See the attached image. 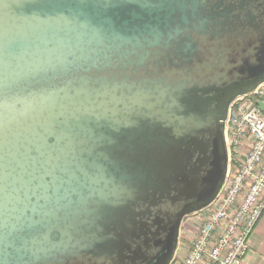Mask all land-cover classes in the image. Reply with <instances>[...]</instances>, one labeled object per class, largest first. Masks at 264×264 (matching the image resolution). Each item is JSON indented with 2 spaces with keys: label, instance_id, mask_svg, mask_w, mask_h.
<instances>
[{
  "label": "water",
  "instance_id": "obj_1",
  "mask_svg": "<svg viewBox=\"0 0 264 264\" xmlns=\"http://www.w3.org/2000/svg\"><path fill=\"white\" fill-rule=\"evenodd\" d=\"M263 56L264 0H0V264H170Z\"/></svg>",
  "mask_w": 264,
  "mask_h": 264
},
{
  "label": "built area",
  "instance_id": "obj_2",
  "mask_svg": "<svg viewBox=\"0 0 264 264\" xmlns=\"http://www.w3.org/2000/svg\"><path fill=\"white\" fill-rule=\"evenodd\" d=\"M264 83L238 97L225 123L226 179L215 200L193 215L170 264H241L264 213Z\"/></svg>",
  "mask_w": 264,
  "mask_h": 264
},
{
  "label": "crops",
  "instance_id": "obj_3",
  "mask_svg": "<svg viewBox=\"0 0 264 264\" xmlns=\"http://www.w3.org/2000/svg\"><path fill=\"white\" fill-rule=\"evenodd\" d=\"M191 216L192 215L185 218V221L183 222L182 233L185 239H192L195 235V232L191 230L190 225L186 224L188 221L192 220ZM186 225H188V227ZM241 264H264V213L260 217V220L249 239L248 250Z\"/></svg>",
  "mask_w": 264,
  "mask_h": 264
},
{
  "label": "flooded vegetation",
  "instance_id": "obj_4",
  "mask_svg": "<svg viewBox=\"0 0 264 264\" xmlns=\"http://www.w3.org/2000/svg\"><path fill=\"white\" fill-rule=\"evenodd\" d=\"M225 2L226 1H223V6H222V8H225ZM258 4H261V1L260 2H257ZM213 4H215V2L214 1H209V3L207 4V6L206 7H202V6H200V13L201 14H205V13H207V12H210L212 9H211V6L213 5ZM262 6H263V4H262ZM227 120V119H226ZM226 123V122H225ZM185 220H183L182 221V223H181V225H180V228H179V239H178V245H179V242H180V239H181V232H182V226H183V222H184ZM177 248H178V246H177ZM177 248H176V250H177ZM175 253H176V251H175ZM175 253H174V256H175ZM173 256V257H174Z\"/></svg>",
  "mask_w": 264,
  "mask_h": 264
},
{
  "label": "rangeland",
  "instance_id": "obj_5",
  "mask_svg": "<svg viewBox=\"0 0 264 264\" xmlns=\"http://www.w3.org/2000/svg\"><path fill=\"white\" fill-rule=\"evenodd\" d=\"M262 59L264 60V56H263ZM243 60H244L246 63H251V62H253L252 52L248 53V54L243 58ZM191 217H192V220H191V221H188V223L185 222L186 224L190 225L191 222L194 221V220H193L194 216L192 215ZM188 225H186V226L188 227ZM182 236H183V237H182ZM182 238H183V239H182ZM181 239H182L183 242H185V241H184V240H185V239H184V235H183L182 232H181Z\"/></svg>",
  "mask_w": 264,
  "mask_h": 264
}]
</instances>
